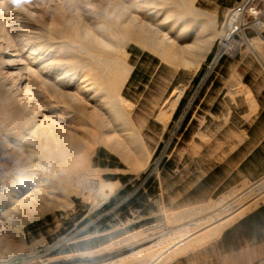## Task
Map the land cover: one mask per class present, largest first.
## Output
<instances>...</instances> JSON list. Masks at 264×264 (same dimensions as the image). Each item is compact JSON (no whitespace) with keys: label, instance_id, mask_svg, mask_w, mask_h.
Here are the masks:
<instances>
[{"label":"rangeland","instance_id":"374dc122","mask_svg":"<svg viewBox=\"0 0 264 264\" xmlns=\"http://www.w3.org/2000/svg\"><path fill=\"white\" fill-rule=\"evenodd\" d=\"M23 1L11 0V10L0 13V27L49 36L60 8L68 1L80 4ZM242 1H196L198 9L212 15L213 45ZM252 8L240 18L246 25L237 37L241 46L236 54L207 74L211 51L196 71L135 41L124 44L123 53L113 52L115 65L128 67L120 94L133 105L132 125L149 162L134 171L118 150L98 145L91 166L102 171L103 186L96 181L92 195L72 196L65 208L57 206L60 173L51 149L44 151L37 141L21 147L23 118L8 114L17 106L0 88V264H141L125 259L149 245L167 244L175 234L182 236L170 245L206 229L264 189V64L248 46L259 34L264 37L255 24L264 22V0H255ZM110 38L121 40L120 35ZM260 47L264 55V42ZM71 48L75 53L77 48ZM94 58L84 54L87 63ZM35 177L45 186V201L53 205L25 220L3 192L19 184L33 189Z\"/></svg>","mask_w":264,"mask_h":264},{"label":"bare ground","instance_id":"6f19581e","mask_svg":"<svg viewBox=\"0 0 264 264\" xmlns=\"http://www.w3.org/2000/svg\"><path fill=\"white\" fill-rule=\"evenodd\" d=\"M77 1L80 4L68 1L60 8L58 16L50 22L53 28L49 29V36H40L28 29L20 34L12 26L0 27V88L4 98L17 106L8 114L14 119L23 118L22 148L26 143L37 141L44 151L51 149V157L60 173L61 203L57 206L64 208L73 203L72 196L92 195L96 181L103 184L102 171L91 166L98 145L118 150L131 161L134 171L149 162L132 125L133 105L120 94L128 67L116 66L113 52L123 53L124 44L135 41L145 48L158 50L168 61L196 71L206 60L217 34L212 15L198 9L197 0ZM10 3L11 0H0V13L11 10ZM34 12H31L33 16ZM235 17L236 13L229 17L227 27ZM255 24L264 30V22ZM113 35H120L119 43L112 41ZM262 42L264 37L259 34L248 41V46L264 64ZM71 47L77 48L75 53ZM87 53L93 58L98 54V57L87 63V59L84 60ZM181 93L171 100L172 111ZM5 140L1 139L6 143ZM32 181L37 183L33 189L19 184L3 192L11 196L13 208L20 210L25 220L43 215L53 205L45 201L42 181L36 177ZM262 203L264 189L206 229L170 245L182 236L175 234L170 237L171 242L149 245L128 255L125 262L165 264L213 240L228 225Z\"/></svg>","mask_w":264,"mask_h":264},{"label":"crops","instance_id":"0c3cea01","mask_svg":"<svg viewBox=\"0 0 264 264\" xmlns=\"http://www.w3.org/2000/svg\"><path fill=\"white\" fill-rule=\"evenodd\" d=\"M168 264H264V203Z\"/></svg>","mask_w":264,"mask_h":264},{"label":"built area","instance_id":"2783aa9c","mask_svg":"<svg viewBox=\"0 0 264 264\" xmlns=\"http://www.w3.org/2000/svg\"><path fill=\"white\" fill-rule=\"evenodd\" d=\"M255 0H243L240 2L228 15L231 17L234 13H236L235 20L233 23L227 27L223 26L220 37L213 45V49L208 57V61L205 64V74L214 71L221 61L227 57H233L238 49L241 46V42L237 39L238 35L241 37L240 33L243 30V27L246 25L245 22L240 21L241 16H243L246 12L250 11L252 8V4Z\"/></svg>","mask_w":264,"mask_h":264},{"label":"trees","instance_id":"16d2710c","mask_svg":"<svg viewBox=\"0 0 264 264\" xmlns=\"http://www.w3.org/2000/svg\"><path fill=\"white\" fill-rule=\"evenodd\" d=\"M185 100L182 101V104L184 103ZM179 113V110L175 113V116H177Z\"/></svg>","mask_w":264,"mask_h":264}]
</instances>
